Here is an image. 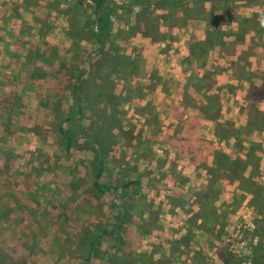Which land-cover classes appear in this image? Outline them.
<instances>
[{"label": "rangeland", "instance_id": "obj_1", "mask_svg": "<svg viewBox=\"0 0 264 264\" xmlns=\"http://www.w3.org/2000/svg\"><path fill=\"white\" fill-rule=\"evenodd\" d=\"M71 1L0 0V264H222L224 255L232 264H264V250L258 261H251L259 241L252 230L260 216L247 204L249 196L239 197L237 181L236 191L224 174L214 184L215 209L228 216L218 240L204 237L185 221L197 211L192 195L210 172L196 164L194 171L182 163L177 167L182 128L161 112L171 103L207 105L211 99L215 104L210 109L218 115L216 120L206 117L211 123L205 124L204 137L210 130L212 136V129L223 134L222 123L238 125L245 118L252 108H247L250 101L243 100L241 88L224 85L223 78L217 84L225 91H220L221 85L213 87L215 80L203 79L196 86L195 73H233L246 58L248 45V54L261 48L264 53L263 30L252 51L253 30L242 39L232 35L238 32L237 16L250 17L248 9L264 11V6L248 7L240 1L225 10L213 0L192 12L178 9V19L171 13L160 19L165 8L142 10L157 21H138L141 29L150 28V36L138 32L139 8L124 15L118 10L111 19L118 48L100 51L82 29L90 8L77 11L81 19L75 36ZM213 20L231 35L224 37L223 47L210 48L208 56L221 54L227 66L218 59L219 66L206 65L205 60L194 63L192 84L174 94L173 89L182 90L177 86L180 63L186 67L190 50L204 41ZM256 67L263 73H255L252 82L244 78L249 73L235 77L241 84H259L264 62ZM73 85L83 91L77 101ZM258 107L264 112V104ZM60 121L62 135L56 130ZM71 136L68 149L65 142ZM138 138L148 141L146 150H139ZM233 140L211 143L234 157ZM93 142L106 147L103 182L112 187L138 179L123 200L112 188L94 189ZM202 165L213 166L212 156ZM119 211L124 215L118 232L123 243L112 233ZM94 237L97 244L88 248Z\"/></svg>", "mask_w": 264, "mask_h": 264}, {"label": "trees", "instance_id": "obj_2", "mask_svg": "<svg viewBox=\"0 0 264 264\" xmlns=\"http://www.w3.org/2000/svg\"><path fill=\"white\" fill-rule=\"evenodd\" d=\"M213 0H72L70 2V10L74 12L73 16L74 20L73 25H75L74 34L78 35V31L76 27L80 24L78 21L81 19L80 14L77 11H80L84 8H90V16L88 19H85V24L82 26L83 30L90 34L93 41L98 45V50L102 51L105 47L109 46V48L115 49L118 48L115 46L114 41V34L111 33V19L112 17L116 16L120 11V14L124 15V12L131 13L134 9H138L136 12L138 20V29L141 34L150 36L151 31L148 26L144 29H141L139 26L144 24H150L151 22L155 23L157 21H151L150 18H147L144 13H141L142 10H146L147 12H154L158 8H165L167 10L166 13L160 15L161 18H166L169 14H174V18L178 19L179 16H176L175 11L178 9L183 10V12H192L194 11V7L200 6L204 2H211ZM222 5L223 9H227L228 5L235 6V2H243L248 7H253L256 4L264 6V0H252L247 3V0H219ZM153 7V10H150V7ZM215 7V6H214ZM141 8V9H140ZM264 15V11H255L251 13L249 17H239L235 18L237 22V30L236 34H232L233 37H237V34L242 39L244 34L249 31L253 30L255 33L254 43L252 44L251 51L254 50V46L259 45L261 31L264 32V25L259 23V17ZM187 16V15H186ZM156 18V16L154 15ZM140 19H143L142 25H139ZM179 25V22H177ZM207 25L205 39L204 41L200 42L197 46H193L190 50L191 56L186 59L187 66L189 67L186 69L187 74V84L190 86L192 83L189 82L191 78L194 77L192 74L194 63L199 64L202 63L204 60L206 61V57L208 56V51L213 46L223 47L224 45V37L229 36L230 33L223 32L222 29L218 25V21H210ZM87 29V30H85ZM231 35V34H230ZM252 56L255 58L256 66L259 64L257 61L262 60L263 56L260 55L256 51L250 52L246 56V58H242L243 63L240 66H236L232 76H245L244 73H249V77H244L246 81L252 82L255 80L253 78L255 73L257 75H261L263 72L258 69V67H252L251 63L249 62V57ZM120 60V59H119ZM199 72V71H197ZM205 72V71H204ZM195 85L198 86L199 84L203 83V79L210 80V75L207 73H195ZM240 76H239V75ZM80 76L77 77V81H79ZM87 85V84H85ZM85 85L81 84V88L85 87ZM194 86V85H193ZM195 87V86H194ZM82 89L79 90L75 85L71 87V93L73 98L77 101V95L79 96L82 94ZM247 97L253 100H263L264 99V76L261 78L259 84L255 83H248L247 89ZM215 104L214 101L211 99L208 101L207 105H204L201 110V116L203 117L217 119L218 111L216 109L212 110L210 107ZM149 104L147 103L145 107H148ZM145 110L149 112H153L151 108H146ZM152 110V111H151ZM210 110V111H209ZM210 112V113H209ZM209 114V115H204ZM69 119V118H68ZM66 118V120H68ZM70 120V119H69ZM62 122H58L57 132L59 135L63 134ZM182 128V137L181 142L178 145V150L180 154H185L189 152L196 164V166H202V169L210 172L206 183L201 186V190L198 192L193 193L192 197L195 198V202L198 205L197 211L191 212L188 219L185 221L195 227L199 232H201L204 237H213L214 239L218 240V237L225 232L226 228V214H220L215 209L213 202L218 197V190H214V184L216 179L221 175L224 174L227 178L231 180H236L238 182L239 191L242 193L239 197L244 198L245 196H249L250 200L247 204L253 208V210L260 216V219L255 223V228L252 232L259 236L258 244L253 247L252 253L253 256L257 254L256 257L252 258V262L258 261L260 259L259 252L260 250H264V191L263 187L264 184L257 183L254 178L252 172L245 176L243 174L244 168L248 165L251 167L253 172H256L257 164H258V155L262 153V145L261 142L256 143L249 141V145L246 148L241 139L243 137H249L254 131L264 132V112L259 109H251L246 117V122L244 125L238 127L234 132V140H235V148L236 150L244 156V158L237 156L231 158L228 154L220 151L217 149L215 145H212L211 141L206 139L198 130V125L194 120H178L177 123ZM220 127H223V134H228L231 131L230 125L228 123H222ZM222 134V135H223ZM73 136L66 139V147L69 149ZM139 145V150H146L148 146V141L138 138L136 141ZM96 150L93 152L92 155V163H93V186L98 192H103L104 190L113 189L114 191H118V197L120 200H123L127 197V194L132 191V186H138L139 181L138 179H127L125 182L121 184L111 185L112 187L108 186L105 182L101 180L102 172L105 170V150L106 147L103 144L101 146L96 144ZM212 156L213 158V166H205L206 159L208 156ZM103 188L102 190H100ZM115 205L114 202L112 206ZM232 212V210H230ZM120 217L117 224V227L112 230V233L116 236L117 242L123 243L124 239L119 235V231L121 230V226L123 224L124 215L122 211H119ZM105 232L101 231L100 233ZM99 236L101 234H98ZM97 238L94 237L92 240L88 241V248H92L97 243ZM91 252V251H90ZM231 258L229 255H224L223 263L222 264H232Z\"/></svg>", "mask_w": 264, "mask_h": 264}, {"label": "crops", "instance_id": "obj_3", "mask_svg": "<svg viewBox=\"0 0 264 264\" xmlns=\"http://www.w3.org/2000/svg\"><path fill=\"white\" fill-rule=\"evenodd\" d=\"M249 11H250V14L252 13V12H255V10H253V9H248ZM253 10V11H252ZM249 15H246V17H248ZM253 41V39L251 40V42ZM249 47H250V45H248V48H247V55H248V51H249ZM262 50H263V48H261L260 49V55H262L263 56V59L262 60H258L257 62L258 63H260V62H264V53L262 52ZM187 57V56H186ZM179 58H181V57H179ZM254 58V57H253ZM252 57H250L249 58V62L251 63V66L254 68L255 67V65H254V63H256V61H255V58L253 59ZM182 59L183 58H181L180 60H181V62H182ZM216 59H218V61H223V63H224V65H226L227 66V64H226V61L225 60H223V58H222V55L221 54H219L218 56H213L212 55V52L209 54V56L207 57V59H206V65L207 64H209V65H215V64H218L215 60ZM187 63V62H186ZM216 66V65H215ZM218 66H219V64H218ZM232 66H230L229 68L232 70V68H231ZM188 68V66H187V64H186V67H184V62H183V64H181L180 63V66H179V75H178V78H179V82H178V84H177V86H179L180 88H182V90L181 91H174V89L172 90L173 91V93L175 94L176 92L178 93V95H180V92H181V94L183 93V91H184V88H185V85H186V81H187V74L185 73L186 72V69ZM227 68V67H226ZM230 69H228V70H230ZM208 72V71H207ZM213 72V71H212ZM211 72V74H210V80H209V82H211L212 80H215V85H214V83L212 82L211 84H213V87L214 86H216V85H221L222 86V84H217L218 83V79H220V78H223V80L225 79L226 81H225V84L224 85H226V84H228V85H230V88H231V85H234V86H236V87H239V88H241V93H243V100H245V98L247 99V100H249L250 102H249V105H248V107L247 108H252V109H259V110H261L260 109V107H258V105H262V104H264V99L263 100H253V99H250V98H248L247 97V89H248V82H245V81H243L242 82V84L237 80V78L235 77V76H232V74H231V72L228 74V75H224V74H220L219 72H213L212 73ZM198 73H200V71L198 72ZM202 73H204V71H202L200 74H202ZM199 74V75H200ZM241 84V85H240ZM258 84V83H257ZM223 85V86H224ZM221 87L220 88V91H225V87ZM217 87V86H216ZM215 88V87H214ZM189 89V88H188ZM216 89V88H215ZM232 89H234V87H232ZM173 103H171L169 106V108H165V107H163L162 109H161V112L163 113V114H166V118H171V121L170 122H172V121H174L175 122V124H177L178 123V120L180 119L181 121H183V120H194L196 123H197V125H198V130H199V132L201 133V134H203V131H204V126H206L205 124H207V123H211V121H208V120H206V118L205 117H202L201 116V113H200V110H201V108L204 106V105H198L197 103L195 104V105H187V106H185L184 104H183V102H179V104L177 103H175V105H172ZM246 109V108H245ZM169 111H172V113H170ZM193 111V114H191V112ZM249 111H250V109H248L247 111H246V113H245V118H242L241 119V121H240V123H238V125H236V123L234 122H231V121H228V124L230 125V128H231V131H230V133H228V134H221V133H218V131H216V132H214V129H212V136H210V131H209V136L207 137H205L206 139H208V140H210V141H212L213 143H221V142H223L224 143V141H228V143H229V140H231V138H233L234 139V132H235V130L238 128V127H240V126H242V125H244L245 124V122H246V117H247V115H248V113H249ZM262 111V110H261ZM189 115V117H187ZM162 118V117H161ZM211 119V118H210ZM172 125V124H171ZM213 126V128H214V126L215 125H212ZM209 129H207V131H208ZM231 134V135H230ZM264 136V132L262 131V132H260V131H254L249 137H247V138H245V137H243L242 139H241V142H242V144L247 148L248 147V145H249V141H252V142H256V143H259V142H261V145H262V153L260 154V155H258V164H257V168H256V172H253L252 171V169H251V167H249L248 165L244 168V171H243V174L245 175V176H248L251 172H252V174H253V178H254V180L257 182V183H259V184H264V164H263V162H262V157L264 158V154H263V152H264V138L262 139V140H260V139H258L257 137H259V136H262V135ZM255 137V138H254ZM179 140H177V139H175L174 140V142L176 143V142H178ZM234 141V140H233ZM244 141H245V143H244ZM235 152H237L238 154H239V157H242V158H244V156L243 155H241V153H239L238 151H235ZM237 153H235L234 155V157H236L237 156ZM175 154H176V152H175ZM177 155V154H176ZM229 156H230V154H228ZM231 157V156H230ZM234 157H231V158H234ZM181 159L182 160H178L177 159V161H179V163H178V165H177V167L178 166H181V163L182 164H185V166L187 165V166H189L192 170L195 168V162H194V160H193V158H192V156H191V154L189 153V154H187V153H185L184 155L183 154H181ZM189 171V170H188ZM194 171V170H193ZM204 171V170H203ZM205 172V171H204ZM189 172H187V174H188ZM205 175V174H204ZM206 176V175H205ZM234 181H236V180H234ZM234 181L233 180H231V184H232V187L235 189V191H236V189H237V183L235 182V184H234ZM237 190H239V188L237 189ZM263 191H264V187H263ZM241 193V192H240ZM239 193V194H240ZM242 194V193H241ZM232 198V197H231Z\"/></svg>", "mask_w": 264, "mask_h": 264}, {"label": "clouds", "instance_id": "obj_4", "mask_svg": "<svg viewBox=\"0 0 264 264\" xmlns=\"http://www.w3.org/2000/svg\"><path fill=\"white\" fill-rule=\"evenodd\" d=\"M259 23H260L261 25H264V15H261V16L259 17Z\"/></svg>", "mask_w": 264, "mask_h": 264}]
</instances>
